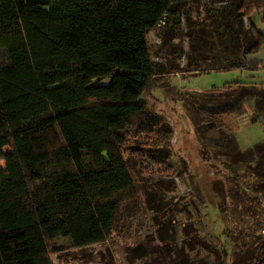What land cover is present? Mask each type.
Returning <instances> with one entry per match:
<instances>
[{
  "label": "trees",
  "instance_id": "16d2710c",
  "mask_svg": "<svg viewBox=\"0 0 264 264\" xmlns=\"http://www.w3.org/2000/svg\"><path fill=\"white\" fill-rule=\"evenodd\" d=\"M186 1L0 0V264H54L53 238L104 242L141 205L123 148L159 129L143 99L159 86L149 35ZM260 9L264 0H237L239 27L228 25L246 44L225 69H258L246 56L264 45L250 20ZM228 84L227 103L207 110L254 99L250 120L264 122V85ZM252 258L264 264V245ZM180 262L206 260L184 252Z\"/></svg>",
  "mask_w": 264,
  "mask_h": 264
},
{
  "label": "rangeland",
  "instance_id": "374dc122",
  "mask_svg": "<svg viewBox=\"0 0 264 264\" xmlns=\"http://www.w3.org/2000/svg\"><path fill=\"white\" fill-rule=\"evenodd\" d=\"M236 2L176 3L152 30L159 86L143 99L159 129L143 136L145 144L132 137L123 148L141 205L104 242L72 247L67 236L53 238L60 247L51 252L54 264H182L184 252L205 264L257 257L264 245V148L256 145L264 142V122L250 120L254 99L228 113L206 108L227 103L225 94L235 89L226 84L264 78V71L225 69L246 44L244 32L232 28L239 27ZM250 20L264 24V9ZM238 147L253 152L244 156ZM192 235L196 240L187 242Z\"/></svg>",
  "mask_w": 264,
  "mask_h": 264
},
{
  "label": "crops",
  "instance_id": "0c3cea01",
  "mask_svg": "<svg viewBox=\"0 0 264 264\" xmlns=\"http://www.w3.org/2000/svg\"><path fill=\"white\" fill-rule=\"evenodd\" d=\"M251 21L253 23H255V25L260 30H264L263 22H259V20H258L257 23H259V24H256V22H254V20H251ZM246 57H247L248 61L261 62L259 67H258V69H255V71H257V72H263L264 71V45L258 51L249 53ZM246 69H249V68H246ZM247 80L251 81V82H255L258 85H264V78H262V79L258 78V79H255V80L247 79ZM226 85H229V84H226Z\"/></svg>",
  "mask_w": 264,
  "mask_h": 264
},
{
  "label": "built area",
  "instance_id": "2783aa9c",
  "mask_svg": "<svg viewBox=\"0 0 264 264\" xmlns=\"http://www.w3.org/2000/svg\"><path fill=\"white\" fill-rule=\"evenodd\" d=\"M219 166H222L223 167V169H228L229 170V168L231 169V170H240V169H246L248 166H246V165H244V164H241V163H233L232 165H230V166H226V165H224V164H221V163H219Z\"/></svg>",
  "mask_w": 264,
  "mask_h": 264
}]
</instances>
